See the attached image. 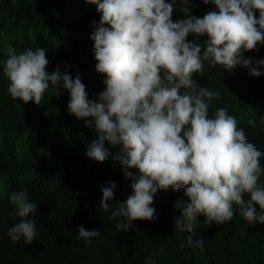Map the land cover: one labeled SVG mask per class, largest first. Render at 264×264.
<instances>
[{"label": "clouds", "instance_id": "1", "mask_svg": "<svg viewBox=\"0 0 264 264\" xmlns=\"http://www.w3.org/2000/svg\"><path fill=\"white\" fill-rule=\"evenodd\" d=\"M201 2L211 3L216 11L192 16L190 0H84L99 13L89 35L94 70L103 75L104 85L95 101L88 99L79 74L71 77L67 66L63 72L59 67L45 71L49 61L43 48L8 47L6 59L0 60L6 92L14 100L39 105L49 88L66 90L68 114L96 133L85 156L96 162L111 156L130 179L131 194L115 206L108 203L115 182L99 188L98 210L110 211L117 232L133 228V220L155 218L150 205L158 190H182L187 202H174L179 216L173 218V227L186 233L184 243L194 247L203 246V239H193L198 215L206 224H223L232 220L235 205L249 225H264V152L248 141L226 108L209 115L220 93L193 79L204 72L205 63L228 72L239 65L252 77L264 74V58L251 61L241 55L264 43V0ZM177 4L184 18L173 22L170 16ZM253 10L259 11L258 18ZM188 35L193 39L186 42ZM201 37L202 44L197 42ZM247 124L256 127L254 119ZM105 142L119 146V151L110 153ZM8 200L13 206L9 214L21 219L6 235L13 243L32 244L36 223L24 218L36 211V204L23 190L10 192ZM100 234L99 229L76 228V236L86 244Z\"/></svg>", "mask_w": 264, "mask_h": 264}, {"label": "trees", "instance_id": "2", "mask_svg": "<svg viewBox=\"0 0 264 264\" xmlns=\"http://www.w3.org/2000/svg\"><path fill=\"white\" fill-rule=\"evenodd\" d=\"M179 7L170 16L173 22L184 18ZM209 11H216L211 3L190 0V15L202 17ZM253 15L258 18L259 11L253 10ZM93 21L99 22V13L84 0H0V60L6 59L8 47L17 51L43 48L49 61L45 71L59 67L63 72L67 66L71 77L79 74L88 99L95 101L104 85L103 75L94 70L89 40ZM192 39L185 37L186 42ZM203 39L197 42L202 44ZM241 55L251 61L264 58V43ZM193 79L220 93L209 115L216 108H226L237 126L244 128L248 141L264 152V74L252 77L239 65L228 72L205 63L204 72L194 74ZM7 84L0 74V264H145V260L153 264H264V225H249L235 205L232 220L223 224H206L205 217L198 215L193 239H203V246L184 243L187 234L173 227V218L179 216L174 202H187L182 190H158L150 205L155 218L133 220V228L117 232L110 211L98 210L99 188L115 182L108 202L115 206L131 194V181L123 177L111 156L103 162L85 156L96 133L84 120L68 114V92L49 88L46 98L35 105L12 99ZM249 119L256 121V127L247 124ZM104 146L110 153L119 151V146L110 147L107 142ZM260 164L264 167V156ZM20 190L36 204V211L24 218L36 223V235L29 245L22 240L13 243L6 235L21 219L9 214L13 206L8 194ZM243 199H248L246 194ZM78 225L99 229L101 234L86 244L76 236Z\"/></svg>", "mask_w": 264, "mask_h": 264}]
</instances>
